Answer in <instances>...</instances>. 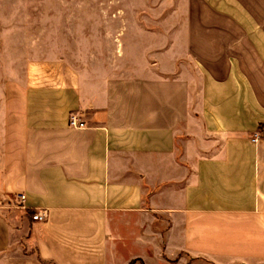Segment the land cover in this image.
<instances>
[{
    "label": "crops",
    "instance_id": "1",
    "mask_svg": "<svg viewBox=\"0 0 264 264\" xmlns=\"http://www.w3.org/2000/svg\"><path fill=\"white\" fill-rule=\"evenodd\" d=\"M194 8L183 51L78 54L69 79L0 30V264L125 263L135 240L264 264V0Z\"/></svg>",
    "mask_w": 264,
    "mask_h": 264
},
{
    "label": "rangeland",
    "instance_id": "2",
    "mask_svg": "<svg viewBox=\"0 0 264 264\" xmlns=\"http://www.w3.org/2000/svg\"><path fill=\"white\" fill-rule=\"evenodd\" d=\"M197 2L0 0V30L7 40L21 37L22 47L31 51H65V79H69L81 63L80 54L86 53L88 63L93 51L105 62L109 60L104 51H183L188 45L186 38L201 32L199 24L190 18L199 10L194 8ZM140 243L144 242L135 240L126 250L125 263L119 256L111 264H178V258H166L163 249L162 258L160 249L143 248ZM179 264L193 263L187 258Z\"/></svg>",
    "mask_w": 264,
    "mask_h": 264
},
{
    "label": "built area",
    "instance_id": "3",
    "mask_svg": "<svg viewBox=\"0 0 264 264\" xmlns=\"http://www.w3.org/2000/svg\"><path fill=\"white\" fill-rule=\"evenodd\" d=\"M67 121L70 127L84 128L87 126L85 120L82 119L81 116L76 112H70ZM262 134H263L262 129L257 130L251 136V141L257 142ZM15 200L19 205L20 204L22 205L25 201V193L23 192L17 193ZM46 217H47V212L45 210H37L31 215V219L33 221H41Z\"/></svg>",
    "mask_w": 264,
    "mask_h": 264
}]
</instances>
